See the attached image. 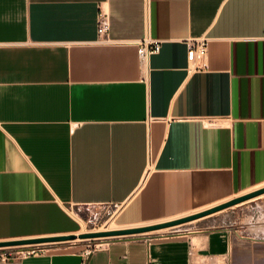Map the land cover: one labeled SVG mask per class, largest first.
<instances>
[{"label": "crops", "instance_id": "0c3cea01", "mask_svg": "<svg viewBox=\"0 0 264 264\" xmlns=\"http://www.w3.org/2000/svg\"><path fill=\"white\" fill-rule=\"evenodd\" d=\"M143 39L160 44L146 61ZM261 187L264 0H0V241L72 234L76 206L129 203L153 224ZM253 220L0 264H264Z\"/></svg>", "mask_w": 264, "mask_h": 264}, {"label": "rangeland", "instance_id": "374dc122", "mask_svg": "<svg viewBox=\"0 0 264 264\" xmlns=\"http://www.w3.org/2000/svg\"><path fill=\"white\" fill-rule=\"evenodd\" d=\"M70 216L73 217L77 224V230L82 228V232H97L106 231L103 230L107 227H123L129 226L137 223L152 222L153 220L135 219L130 211V204L123 203L117 205H87V206H76L69 208ZM253 214L252 225L254 228L262 231V226H264V193L260 196H256L245 200L239 204L227 207L218 212L212 213L210 215L202 217L200 220L189 222L182 225H177L174 227H167L164 230H159V232H146L148 235H171L174 230H197L203 229L208 230L218 225L222 217L228 218L232 215H244ZM155 221V220H154ZM73 234V233H72ZM145 234V233H144ZM147 235V236H148ZM124 237V236H123ZM119 237H96V238H75L74 240L44 243L36 245H21V246H8L0 247L1 253H10L16 249H36V248H49L62 245H93L99 243H106Z\"/></svg>", "mask_w": 264, "mask_h": 264}, {"label": "water", "instance_id": "95a60500", "mask_svg": "<svg viewBox=\"0 0 264 264\" xmlns=\"http://www.w3.org/2000/svg\"><path fill=\"white\" fill-rule=\"evenodd\" d=\"M264 193V187L255 189L249 193L244 195L235 197L231 200H228L224 203L218 204L216 206L210 207L203 211L193 213L190 215H186L183 217H179L176 219L157 222L149 225L128 227L122 229H113L107 231H97V232H84L78 235L75 234H67V235H54V236H46V237H37V238H29V239H20V240H12V241H0V247H8V246H21V245H36V244H44V243H53V242H61L74 240L75 238H95V237H123V236H132L136 234H141L149 231H154L158 229H163L167 227L176 226L182 223H186L192 220H196L198 218H202L204 216L210 215L227 207L239 204L245 200L256 197L260 194Z\"/></svg>", "mask_w": 264, "mask_h": 264}, {"label": "built area", "instance_id": "2783aa9c", "mask_svg": "<svg viewBox=\"0 0 264 264\" xmlns=\"http://www.w3.org/2000/svg\"><path fill=\"white\" fill-rule=\"evenodd\" d=\"M108 21L105 14H100L97 19V36L98 39L103 41L107 40ZM137 53L141 61H146L148 57L154 53H157L160 49L158 41L151 39H143L137 43ZM206 54V41H195L187 50L186 56L189 62L203 59ZM243 236H246L243 234ZM102 243H99V245ZM97 244L87 245L86 251L89 253L92 249L96 248ZM35 249L28 250L26 254L35 253ZM9 256L8 253H2L1 259H6Z\"/></svg>", "mask_w": 264, "mask_h": 264}, {"label": "bare ground", "instance_id": "6f19581e", "mask_svg": "<svg viewBox=\"0 0 264 264\" xmlns=\"http://www.w3.org/2000/svg\"><path fill=\"white\" fill-rule=\"evenodd\" d=\"M258 196H260V195H258ZM177 216V215H176ZM172 217H174V216H172ZM170 218V217H169ZM163 220H165V219H162V220H157V221H163ZM152 222H156V221H152ZM152 222H146V223H137V224H132V225H129V226H123V227H112V226H110V227H107V228H105V229H103V230H113V229H122V228H128V227H135V226H142V225H148L149 223H152ZM78 225V224H77ZM83 230H82V228H80L78 231H75V232H73V234H75V235H78V234H80L81 232H82ZM264 235V234H263ZM96 238V237H95ZM99 238V237H98ZM77 239V238H76Z\"/></svg>", "mask_w": 264, "mask_h": 264}]
</instances>
